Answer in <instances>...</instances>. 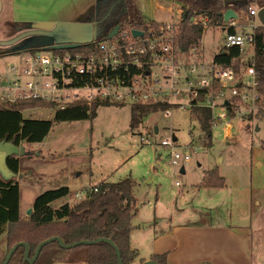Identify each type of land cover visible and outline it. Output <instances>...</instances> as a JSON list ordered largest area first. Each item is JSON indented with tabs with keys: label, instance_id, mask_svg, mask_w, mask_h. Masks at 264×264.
<instances>
[{
	"label": "rangeland",
	"instance_id": "rangeland-1",
	"mask_svg": "<svg viewBox=\"0 0 264 264\" xmlns=\"http://www.w3.org/2000/svg\"><path fill=\"white\" fill-rule=\"evenodd\" d=\"M97 1L8 0L9 5L0 3V42L15 38L39 22L89 23L95 17ZM157 3L166 11L152 5L144 7L142 0H136L135 6L146 20L173 21L169 10L174 12L179 5L171 0H157ZM248 23L240 14L236 18L237 30L245 27L249 32ZM225 34V27H204L198 59L211 60L222 46ZM9 49L0 46V74L5 72L7 64L17 60V54H10ZM53 113V109L31 108L22 112V117L48 121ZM129 124L128 105H100L91 121L55 123L44 142L23 143L25 155L19 159L17 176L0 169V180H13L18 184L21 219H27L26 212L33 200L45 191L68 188V196L51 204L57 208L83 200L86 191L100 182L118 183L129 179L133 183L137 220L147 218L154 210L173 221L194 219L241 224L246 220L257 231L264 250V122L232 118L229 125L233 133L226 138L223 127L213 129L210 147L203 142L197 121L187 112L172 109L170 116L164 112L150 113L132 131ZM165 140L174 141V148L161 147L160 143ZM184 150L191 155L190 162L172 165L170 153ZM214 166L224 178V187L204 191L197 185ZM1 242L3 255L7 250L4 237ZM57 256L78 262L83 259V252L76 248L60 249ZM18 258L16 255L9 264L17 263Z\"/></svg>",
	"mask_w": 264,
	"mask_h": 264
},
{
	"label": "built area",
	"instance_id": "built-area-1",
	"mask_svg": "<svg viewBox=\"0 0 264 264\" xmlns=\"http://www.w3.org/2000/svg\"><path fill=\"white\" fill-rule=\"evenodd\" d=\"M260 9L249 8V32L244 27L226 33L218 49H237V69L222 67L212 59L200 61L198 49L178 52L181 12L177 7L169 10L173 21H152L145 26L124 23L112 38L99 40L95 34L74 52L54 53L47 48L18 53L17 60L0 74V108L20 101L53 103L55 109L79 101L129 107L167 103L175 107L163 111L166 116L172 109L190 113L194 106L208 108L212 130L229 127V120L236 117L264 122V96L256 92L259 83L253 65V31L262 26L257 18ZM205 22L201 17L191 19L192 24L204 27ZM229 26H236L235 20ZM133 31L142 35L134 37ZM160 146L174 148V141H162ZM170 156L172 165L191 159L187 150Z\"/></svg>",
	"mask_w": 264,
	"mask_h": 264
},
{
	"label": "trees",
	"instance_id": "trees-1",
	"mask_svg": "<svg viewBox=\"0 0 264 264\" xmlns=\"http://www.w3.org/2000/svg\"><path fill=\"white\" fill-rule=\"evenodd\" d=\"M179 5L181 22L177 29L175 47L179 53H189L191 49H198L204 26L192 24V18L206 19L205 27L222 28L226 33H236V26H229V21H223V14L232 10L236 18L243 14L247 20L250 7L264 8V0H171ZM136 0H122V4L112 10L109 15L111 22L103 29L99 22L108 10V6L101 0L96 3L97 29L96 35L105 38L115 27L122 24L146 25L152 20H146L135 6ZM236 18L234 19L236 22ZM103 21V20H102ZM254 53L253 65L259 83L256 92L264 96V26H258L253 31ZM78 48V47H77ZM22 42L10 47V54L23 51ZM49 49V48H48ZM37 49H27L36 51ZM72 52L78 49H68ZM81 50V49H80ZM53 51V50H52ZM63 50L53 51L62 53ZM238 51L236 48L220 49L212 56L213 62L222 67H238ZM99 104L87 105L84 102H75L64 109H55L53 103L43 101H20L5 109L0 108V141L10 142L19 146L21 142L28 144L40 143L53 127L59 122L91 121L96 115ZM175 106L167 103L139 104L130 107V129H135L150 113L163 112ZM31 108L53 109L51 120L24 119L22 112ZM189 116L196 120L206 146H211L212 126L211 111L206 107L194 106ZM19 162L11 159L9 171L18 173ZM224 178L220 176L217 166L207 170L202 178L199 188L220 189L224 187ZM133 183L126 179L118 183L100 182L86 192V197L74 205L67 203L53 208L51 204L69 194L67 187L48 190L38 195L32 203L31 213L26 220H22L19 212V187L13 181L0 180V235H4L6 252L19 242H25L30 247L31 258L36 246L50 237L61 238L66 245L97 238L111 239L118 247L122 264H131L137 252L130 248L129 236L131 220L137 212L136 201L132 193ZM55 244V243H54ZM49 244L42 248L38 259L42 264H52L60 248ZM50 248L54 249L47 251ZM47 249V250H46ZM83 252L81 263L85 264H117L114 250L105 243L89 246H78ZM62 250V249H61ZM5 252V254H6ZM5 254L1 255L0 263ZM19 255L17 264L22 262L23 248H19L11 257ZM44 256L47 258L44 259ZM43 259V260H42ZM152 261L166 264L164 256H152ZM9 262V263H10ZM8 263V264H9Z\"/></svg>",
	"mask_w": 264,
	"mask_h": 264
},
{
	"label": "crops",
	"instance_id": "crops-1",
	"mask_svg": "<svg viewBox=\"0 0 264 264\" xmlns=\"http://www.w3.org/2000/svg\"><path fill=\"white\" fill-rule=\"evenodd\" d=\"M142 2L144 7L152 5L155 9L166 11L157 0ZM0 3L9 5L8 0H0ZM233 131L230 126L224 128V136L229 137ZM181 171L183 174V169ZM203 190L214 191L222 188ZM136 218L137 212L132 218L129 236L130 248L137 252L131 264H142L151 260L152 256H164L166 264H264L262 243L256 236L257 231L246 220L241 224L198 222L194 219L173 221L171 218L158 215L155 210L145 219ZM3 237V234L0 235V243ZM47 251H51V248ZM45 258L47 257L44 256ZM52 264L85 263L75 262L69 258L58 259L56 256Z\"/></svg>",
	"mask_w": 264,
	"mask_h": 264
},
{
	"label": "water",
	"instance_id": "water-1",
	"mask_svg": "<svg viewBox=\"0 0 264 264\" xmlns=\"http://www.w3.org/2000/svg\"><path fill=\"white\" fill-rule=\"evenodd\" d=\"M236 18V15L233 13L232 10H227L223 14V21L228 22L229 20H234ZM258 20L260 21L261 25L264 26V8L260 9L257 15ZM90 28L91 31L88 33V36L86 37V34L83 33L84 28ZM60 29V32L67 37L65 40H59L55 41L52 40L50 43H39L36 45L29 44L23 51H26L27 49H51L53 51H59V50H68V49H75L77 47H80L84 44H87L91 41V37H95L96 34V27H94L91 23H84V24H76V23H70V24H54L51 22H39L37 24H34L31 26L30 29H28L26 32H23L16 36L15 38L9 40L0 42V46L2 47H12L16 45L18 42L22 41L25 38H31L40 34H45L47 31L51 29ZM118 31V27L113 28V30L108 34L107 38L110 39L114 35H116ZM73 35H76V37H73ZM142 34L137 31L132 32V36L137 37L141 36ZM20 51V52H23ZM227 104V103H226ZM157 133V130H155V134ZM45 141V138L43 139V142ZM24 155V149L23 146H15L10 142H4L0 141V169L2 171H8V169L4 166V158L8 156H23ZM182 173V171H181ZM31 213V210H28L26 212V215L29 216ZM56 243L60 249L63 250H69L76 248L78 246H89V245H96L99 243H105L108 244L115 253L117 264H122L121 256L118 247L112 242L111 239L106 238H97L92 241L83 240L79 242H75L69 245H66L64 241L59 237H50L46 240H43L40 242L32 255V257H29V251L30 247L25 242H19L15 244L13 247H11L5 254L2 262L0 264H8L11 260V257L13 254L19 249L23 248V258L22 262L27 264H34L36 260L39 257V254L43 247ZM142 264H159L155 261L148 260L143 262Z\"/></svg>",
	"mask_w": 264,
	"mask_h": 264
},
{
	"label": "flooded vegetation",
	"instance_id": "flooded-vegetation-1",
	"mask_svg": "<svg viewBox=\"0 0 264 264\" xmlns=\"http://www.w3.org/2000/svg\"><path fill=\"white\" fill-rule=\"evenodd\" d=\"M103 3H105L107 6H108V10H107V12H106V14H105V17H103L102 19H101V21L99 22V24L101 25V27L103 28V29H106L107 27H108V25H109V23L111 22V20L108 18L109 17V15L111 14V12H112V10H115L116 9V7L117 6H119V5H121L122 4V0H101ZM96 8V7H95ZM103 20V21H102ZM98 21H97V19H96V10H95V17H94V19H93V21H91V22H89V23H91L94 27H96V29H97V25H98V23H97ZM31 28V27H30ZM29 28V29H30ZM91 31V29L90 28H88V27H86V28H84L83 29V33L84 34H86V37L88 36V33ZM73 37H76V35H73ZM65 39H67V37L66 36H64L61 32H60V29L59 28H55V29H51V30H49V31H47L45 34H40V35H37V36H34V37H31V38H25V39H23L21 42H22V44H23V46H24V48H26L29 44H31V45H36V44H39V43H50L52 40H55V41H59V40H65ZM42 142H43V140H42ZM23 143H25V142H21L20 144H19V146L20 145H22L23 146ZM25 144H28V143H25ZM25 155V154H24ZM23 155V156H24ZM22 156H8V157H5L4 158V166L8 169V171H9V164H11V159L13 158V159H17L18 160V162H19V159L21 158ZM19 167H20V162H19V165H18ZM18 167V173H19V168ZM10 172V174H12V175H15V176H17V174H14V173H11V171H9ZM7 181H13V180H7ZM15 182V181H14ZM16 183V182H15ZM30 210H31V208H30ZM27 216V215H26Z\"/></svg>",
	"mask_w": 264,
	"mask_h": 264
}]
</instances>
